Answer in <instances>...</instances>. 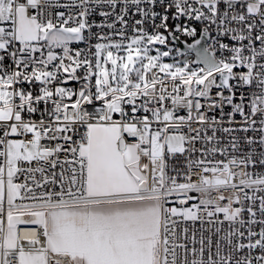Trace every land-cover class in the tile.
<instances>
[{"label":"snow or ice","instance_id":"1","mask_svg":"<svg viewBox=\"0 0 264 264\" xmlns=\"http://www.w3.org/2000/svg\"><path fill=\"white\" fill-rule=\"evenodd\" d=\"M0 264H264V0H0Z\"/></svg>","mask_w":264,"mask_h":264},{"label":"built area","instance_id":"2","mask_svg":"<svg viewBox=\"0 0 264 264\" xmlns=\"http://www.w3.org/2000/svg\"><path fill=\"white\" fill-rule=\"evenodd\" d=\"M62 10V9H61ZM97 19V21H99V17H95ZM138 18V17H137ZM95 31V30H94ZM70 86H75L74 84H71ZM228 193L226 192L225 195H227ZM21 227H36L35 225H32V226H21Z\"/></svg>","mask_w":264,"mask_h":264},{"label":"water","instance_id":"3","mask_svg":"<svg viewBox=\"0 0 264 264\" xmlns=\"http://www.w3.org/2000/svg\"><path fill=\"white\" fill-rule=\"evenodd\" d=\"M180 47H181V49L183 50V45L181 44V45H179ZM194 58V57H193Z\"/></svg>","mask_w":264,"mask_h":264}]
</instances>
